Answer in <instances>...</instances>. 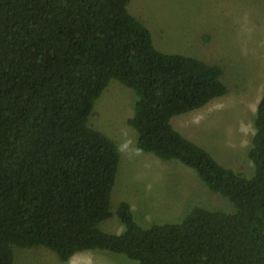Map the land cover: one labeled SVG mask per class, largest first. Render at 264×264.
Masks as SVG:
<instances>
[{
	"label": "trees",
	"instance_id": "obj_1",
	"mask_svg": "<svg viewBox=\"0 0 264 264\" xmlns=\"http://www.w3.org/2000/svg\"><path fill=\"white\" fill-rule=\"evenodd\" d=\"M129 2L0 0V264L38 246L63 264L88 250L134 264H264V96L250 177L172 123L228 93L223 67L156 48ZM112 79L136 93L138 147L196 170L233 211L197 206L182 221L144 225L124 200L123 231L100 227L113 215L121 155L89 116Z\"/></svg>",
	"mask_w": 264,
	"mask_h": 264
},
{
	"label": "rangeland",
	"instance_id": "obj_2",
	"mask_svg": "<svg viewBox=\"0 0 264 264\" xmlns=\"http://www.w3.org/2000/svg\"><path fill=\"white\" fill-rule=\"evenodd\" d=\"M128 10L151 30L156 48L219 64L228 93L176 115L174 127L205 147L223 165L254 174L248 150L254 119L264 96V0H130ZM135 91L112 79L96 100L89 124L109 135L121 155L112 193L113 215L100 227L121 233V201L132 205L144 225L182 221L197 206L231 212V201L209 189L196 170L138 147L130 125ZM14 264H63L47 247L15 248ZM124 254L88 250L68 264H134ZM137 263V262H136Z\"/></svg>",
	"mask_w": 264,
	"mask_h": 264
}]
</instances>
